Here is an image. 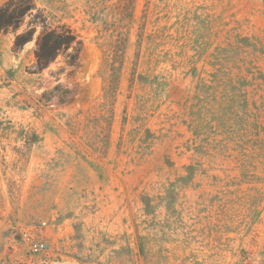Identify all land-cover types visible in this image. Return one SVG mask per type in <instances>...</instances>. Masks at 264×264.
<instances>
[{
  "label": "rangeland",
  "instance_id": "obj_1",
  "mask_svg": "<svg viewBox=\"0 0 264 264\" xmlns=\"http://www.w3.org/2000/svg\"><path fill=\"white\" fill-rule=\"evenodd\" d=\"M32 1L0 30V264H264V0ZM43 20L80 44L40 69Z\"/></svg>",
  "mask_w": 264,
  "mask_h": 264
},
{
  "label": "trees",
  "instance_id": "obj_2",
  "mask_svg": "<svg viewBox=\"0 0 264 264\" xmlns=\"http://www.w3.org/2000/svg\"><path fill=\"white\" fill-rule=\"evenodd\" d=\"M35 7L32 0H5L0 5V30L18 27L26 13ZM42 30L36 40L35 59L40 69L48 66L62 49H68L73 43L79 45L80 40L72 29L66 25L47 26L44 20ZM17 45H23L32 39L31 29L17 36ZM79 48H74L69 56V64H77ZM59 85H56L58 87ZM62 97L61 99H63ZM64 100V99H63Z\"/></svg>",
  "mask_w": 264,
  "mask_h": 264
},
{
  "label": "built area",
  "instance_id": "obj_3",
  "mask_svg": "<svg viewBox=\"0 0 264 264\" xmlns=\"http://www.w3.org/2000/svg\"><path fill=\"white\" fill-rule=\"evenodd\" d=\"M46 244L44 242H33L31 248L33 251H41L45 249Z\"/></svg>",
  "mask_w": 264,
  "mask_h": 264
}]
</instances>
